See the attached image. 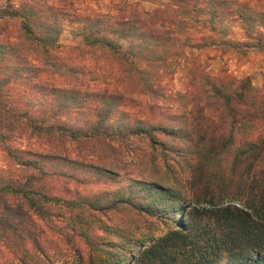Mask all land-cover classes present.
<instances>
[{"label": "trees", "instance_id": "16d2710c", "mask_svg": "<svg viewBox=\"0 0 264 264\" xmlns=\"http://www.w3.org/2000/svg\"><path fill=\"white\" fill-rule=\"evenodd\" d=\"M156 1L118 16L0 5L17 22L0 37V243L18 264L47 259L11 242L8 219L22 212L61 222L50 228L80 239L87 264H264V79L197 62L208 50L264 55V4ZM65 22L81 47L58 43ZM87 53L109 65L90 67ZM99 69L109 87L93 89ZM179 70L188 89L170 91L163 79ZM132 94L151 114L163 99L181 110L151 120L129 110ZM20 136L31 147L11 144ZM128 164L138 174L120 175ZM72 181L116 186L70 195Z\"/></svg>", "mask_w": 264, "mask_h": 264}, {"label": "rangeland", "instance_id": "374dc122", "mask_svg": "<svg viewBox=\"0 0 264 264\" xmlns=\"http://www.w3.org/2000/svg\"><path fill=\"white\" fill-rule=\"evenodd\" d=\"M24 0H0V5H5L8 3L13 6L17 5L19 2ZM34 4L36 8L40 9L43 14H47L55 11L56 9L63 8L72 13H108L112 16H118L121 13L128 11V5L126 2H135L134 6L138 10H151L156 0H25ZM165 2L167 0H157L156 2ZM261 4H264V0H259ZM68 22L62 24V31L58 37V43L63 46H73L77 45L81 47L79 38H73L69 31ZM17 29V22L6 21L0 19V37H10L15 36ZM238 31V30H237ZM12 40V39H11ZM73 54H80L79 52L73 51ZM92 57V58H91ZM81 62L91 66H101L104 69L105 64L109 65L107 60L104 57L98 56L96 54L90 55L89 53L81 55L78 58ZM197 62L200 63L205 71H208L209 74H217L222 71H225L229 74H232L236 78L248 75L251 78L252 83L255 86H259L264 79V55L261 52L250 50L245 54H236V53H220L218 50H208L197 55ZM102 72V70H98ZM96 76V75H94ZM89 77V76H88ZM166 78V77H165ZM188 74L179 70L174 72L172 76L163 79L166 88H169L170 91H183L188 89ZM108 77L105 72L95 77L94 80H88V85L93 89H101L103 87H109ZM131 97L135 100V104L129 106V110L140 112L143 116L151 118L155 121H163V114H172L180 112L178 104L173 100H158V108L150 113L148 105L152 102L146 95L141 94H132ZM150 110V111H149ZM150 113V114H149ZM163 123H165L163 121ZM13 146L19 147H31V140L20 136L19 138H14L11 142ZM141 144L137 142H132L133 153H139ZM168 162L174 171H177L179 166L172 157H170ZM135 163L137 161H134ZM130 163V162H128ZM159 167V174L163 172V166L158 161L155 164ZM8 166L6 160L4 159L0 151V169H5ZM127 170H131L130 173ZM123 171H120V175L123 176L124 172L127 174L136 175L138 169L134 164L131 166L128 164ZM182 178L183 174L177 172ZM125 175V174H124ZM124 181H120L118 184H123ZM117 184V185H118ZM68 188L71 190L70 195L74 193L79 194H89L97 192L106 188H113L116 184H107L104 182L96 183H77V182H68ZM8 222H11V229L7 232L11 236V242L21 243L22 247L33 252L36 251L35 248L42 249L47 256L45 264H87L86 262V248L80 239L72 237L68 232L67 236L63 234L60 235L58 230L51 229L50 226L60 225L62 223L54 220L52 223H46L36 218L32 214L27 212H22L16 215H11L8 219ZM65 231V230H64ZM66 237V238H65ZM82 257H78V255ZM0 264H18V261L15 259L10 250L3 243H0Z\"/></svg>", "mask_w": 264, "mask_h": 264}]
</instances>
